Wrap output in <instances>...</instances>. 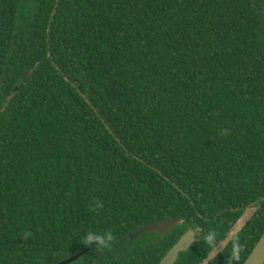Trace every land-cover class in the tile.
Segmentation results:
<instances>
[{
	"label": "trees",
	"instance_id": "16d2710c",
	"mask_svg": "<svg viewBox=\"0 0 264 264\" xmlns=\"http://www.w3.org/2000/svg\"><path fill=\"white\" fill-rule=\"evenodd\" d=\"M252 203L207 264L264 233V0H0V264H159L197 226L201 264Z\"/></svg>",
	"mask_w": 264,
	"mask_h": 264
},
{
	"label": "water",
	"instance_id": "95a60500",
	"mask_svg": "<svg viewBox=\"0 0 264 264\" xmlns=\"http://www.w3.org/2000/svg\"><path fill=\"white\" fill-rule=\"evenodd\" d=\"M32 73L33 71L25 74L23 77L26 78ZM255 204L256 203H252V205L246 207L243 216L238 220L235 228L233 229V232L228 238V241L231 239V237H233L235 232L242 227V225L247 221L248 217H251L252 213L254 212L253 206ZM183 222L184 218L181 217L163 219L155 223L140 227L139 229L131 233L129 238L130 241H133L135 238H137L139 235L146 231L157 232L159 235L163 236L167 232L172 230L174 227L179 224H182ZM195 235L196 232L194 230L186 231L164 255L159 264H174L178 260L180 253L188 250L193 245V243L195 242ZM86 251L87 250L80 251L79 253L55 264H69L80 258ZM243 264H264V233L262 234V236L260 237L255 247L253 248V250L251 251V253Z\"/></svg>",
	"mask_w": 264,
	"mask_h": 264
},
{
	"label": "clouds",
	"instance_id": "9594fccd",
	"mask_svg": "<svg viewBox=\"0 0 264 264\" xmlns=\"http://www.w3.org/2000/svg\"><path fill=\"white\" fill-rule=\"evenodd\" d=\"M212 237L211 235L208 237V240L211 241ZM115 240L114 233L111 230H105V231H94L89 230L84 233L82 236L81 242L85 246H93L95 245V248H108L110 247L111 243ZM234 258H236V253L234 252Z\"/></svg>",
	"mask_w": 264,
	"mask_h": 264
},
{
	"label": "flooded vegetation",
	"instance_id": "af4514ba",
	"mask_svg": "<svg viewBox=\"0 0 264 264\" xmlns=\"http://www.w3.org/2000/svg\"><path fill=\"white\" fill-rule=\"evenodd\" d=\"M244 212H245V210L239 216V218L234 222V224L231 226V228L228 230L227 235H225L224 238L220 239V241L216 244V246L213 249H211V251L209 252V255L205 258V260L201 264H207V262H209L212 258H214L221 250H223L225 247H227V245L229 244V242L246 226L248 220L252 217L253 213H252L251 217H248L247 221L242 225L241 228H239L235 232V234L233 235V237H231V239L228 241L229 236L233 232V229L235 228L238 220L243 216ZM188 230H194L196 232V235H195V242H196L198 240V235L201 234V227L200 226H197L195 228H190Z\"/></svg>",
	"mask_w": 264,
	"mask_h": 264
}]
</instances>
